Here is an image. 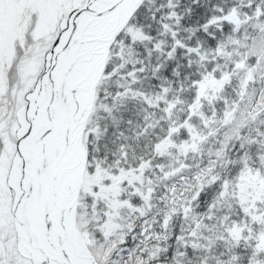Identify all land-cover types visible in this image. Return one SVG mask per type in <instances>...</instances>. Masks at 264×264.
Returning a JSON list of instances; mask_svg holds the SVG:
<instances>
[{"label":"snow or ice","instance_id":"obj_1","mask_svg":"<svg viewBox=\"0 0 264 264\" xmlns=\"http://www.w3.org/2000/svg\"><path fill=\"white\" fill-rule=\"evenodd\" d=\"M0 264H264V0H0Z\"/></svg>","mask_w":264,"mask_h":264}]
</instances>
